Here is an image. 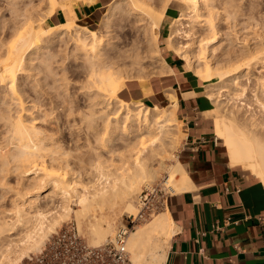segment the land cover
Masks as SVG:
<instances>
[{
  "label": "bare ground",
  "instance_id": "1",
  "mask_svg": "<svg viewBox=\"0 0 264 264\" xmlns=\"http://www.w3.org/2000/svg\"><path fill=\"white\" fill-rule=\"evenodd\" d=\"M34 1L38 3L42 0ZM76 1L46 0L47 6L43 4L47 10L43 9L44 5L40 7L41 10L46 11L44 13L42 11L43 14L36 20L32 19L37 12L36 10L33 11L34 14L32 13L35 5L33 0H3L4 4L0 5V16L2 13L9 14L7 21H0V36L8 35L10 38L9 41L0 40V49H2L0 87H4L3 91L0 90L2 91L0 94V264H19L31 251L38 250L44 239L62 222L70 218H74L80 231L88 232L91 245L97 246L107 239H112L117 216L122 213L136 215L137 206L134 199L140 186L154 181L160 171H165L163 180L171 193L192 188L181 162L177 159L171 161V151L176 148L181 132V124L176 115L178 100L174 90L171 88L165 90L169 102L163 107L156 104L146 105L139 100H125L119 95L128 80H136L140 83L142 92L149 95L151 91L147 84L149 78L171 74V66L161 55L163 49L161 42L164 43V49H172L185 62L186 69L203 82V87L207 89L209 87L210 91L209 89L208 92L206 91L205 98L215 104V107L210 110L212 132L225 149L229 164L246 169L250 175L264 183V70L262 72L261 69L253 77L250 74V70L258 59L261 60L259 63L264 68V57L257 54L262 48L244 52L241 56L237 53L238 60L234 62L235 58H233V63L227 65L224 64L225 61L220 64V59L219 63L217 60L215 62L208 59L209 53L216 50L215 44L220 36L214 21L216 0H178L181 5L179 14L171 17L169 29L162 40L159 36V28L162 19L166 16L170 0H163L159 9L157 5H155L157 9L153 7L152 0L151 2L149 0H112L106 11L102 13L98 29L76 23L77 17L73 6ZM81 1L91 5L97 0ZM237 1L219 2L224 4L225 11L230 12L231 9L232 12V9L237 7L236 10L239 9ZM37 6L35 9H38ZM57 8L62 10L64 21L56 25L43 26V22L51 17ZM115 12L122 13L123 16L120 14L115 18L113 16ZM37 13L40 14L41 11ZM125 14L134 17L132 21L134 24L137 22L138 25H136L143 37L140 39L141 41L143 39L146 45L141 47L146 48V55L148 54L157 64L156 71L148 77L141 75L140 72L143 70H140V74L138 71L131 72L140 68L139 52L142 51L138 52L133 48L125 49L128 47H122L125 49L123 50L120 45L112 44L115 35L111 33L112 28L126 22L125 19H121L125 17ZM118 17L122 22L115 20L119 19ZM112 21L120 23L114 25ZM195 22H201L200 25L205 27L206 34H196L197 30L193 29ZM136 30L135 32H138ZM190 34L194 37L189 43H178L175 39L179 36H190ZM58 42L64 44V48L51 51L50 46ZM103 45L106 46L105 50ZM68 46H72L68 49V54H81L82 62L88 70L87 77L84 75L85 82L83 83V79L77 84L79 85L78 93L86 91L85 93L89 94L87 98L94 100L90 101V104L100 106V110L97 109L96 112L83 111L85 110L83 108L82 116L80 120L78 119L80 126L77 127L81 128L85 125L97 133L99 150L96 151L90 166L74 170L75 172L67 169L71 164L68 165L66 152L62 149L66 143L61 146V139L59 140L55 135L59 125L57 129L54 128V124V127L52 126L54 120L51 121V117L57 106L52 107L51 102H46L50 106L47 108L43 99L38 101L41 98L38 95L39 99H37L35 92H39L42 97L46 91L42 90L46 83L44 84L43 80L42 88L41 82L32 77L35 73H31L38 60L43 72L52 73L54 76L52 63L56 56H59V52L66 53L65 49ZM129 46L131 47V43ZM227 51H229L228 48ZM224 52H222L223 55ZM36 54L39 55L35 57ZM227 54L230 53L227 52ZM66 69L65 67L64 71ZM20 74L24 75L25 79L32 80L30 89L34 91L33 97L30 96L31 94H26L28 89L22 86L24 84L18 83L19 79L24 77H20ZM60 76H63L60 78L61 82L55 86L59 85L65 95L69 92L67 91L69 83L65 80L66 74ZM250 79L254 83L252 89L247 85L251 83ZM50 80L48 83L51 82ZM61 88H59L60 92ZM39 90H42L41 93ZM249 91L252 103H255L263 115L262 119L256 117L259 112L255 115L256 111L245 99ZM68 100L66 98L61 100L59 107L55 108H60L67 120L72 117L73 111L77 109L78 112L76 105L80 102L75 100L78 103H74L73 100V104H76L73 108L70 106L72 102L67 105ZM53 104L55 105V99ZM10 105H14L15 112H10ZM80 105L83 106L82 103ZM242 109L245 114L241 116L239 113ZM77 112L76 114H81V110ZM60 114L59 118L62 117ZM76 114L73 117L76 118ZM54 118L56 119L55 116ZM96 118H100L99 123L94 121ZM72 125L75 126L73 123ZM77 127L74 128L79 129ZM61 130L59 128V131ZM106 135L108 136L105 137ZM146 141L149 144L148 148L141 146ZM109 145L111 147L107 149ZM102 152H108L109 156L105 157ZM115 155L118 163H113ZM82 173L89 175L90 179L84 182ZM12 175L16 178V185H10L12 180L9 182L8 178ZM71 204L77 207H72ZM173 231V222L166 208L155 212L148 220L136 225L127 236V250L132 263L163 264L166 243Z\"/></svg>",
  "mask_w": 264,
  "mask_h": 264
},
{
  "label": "crops",
  "instance_id": "2",
  "mask_svg": "<svg viewBox=\"0 0 264 264\" xmlns=\"http://www.w3.org/2000/svg\"><path fill=\"white\" fill-rule=\"evenodd\" d=\"M60 18L56 12L48 20ZM165 59L171 74L148 81L149 95L141 87L135 95L157 105L169 102L164 90L173 89L176 111L186 126L175 157L192 188L168 195L161 209H167L174 226L163 264H264V183L229 164L204 116L211 102L197 93L194 78L179 70L170 56Z\"/></svg>",
  "mask_w": 264,
  "mask_h": 264
},
{
  "label": "rangeland",
  "instance_id": "3",
  "mask_svg": "<svg viewBox=\"0 0 264 264\" xmlns=\"http://www.w3.org/2000/svg\"><path fill=\"white\" fill-rule=\"evenodd\" d=\"M1 2H0V5H2V4H4V2H3V0H0ZM43 1V2H42ZM42 1H38V3L40 4V6H39V4L38 3H36L37 1H34L33 0V5H34V9L32 10V13L34 14V12L37 10V12H39V11H41V13L40 14H38L37 12H35V14L34 15H36V16H32L33 18V20H36L37 18H39L40 17V15H42L47 9V4L45 3L46 2V0H42ZM110 1H112V0H97L94 4H91V5H87V4H85V3H83L81 0H77L75 3H73V6H74V9H75V12H76V23H78V24H80V25H85V26H87V27H89V28H92V29H98L99 28V22H100V19H101V17H102V13L104 12V11H106V9L108 8V4L110 3ZM124 1H126V0H124ZM124 1H122V2H124ZM150 2H151V0H149ZM222 2V0H216L215 1V6H216V16H215V24H216V27L219 29V34H220V36H219V40H218V42L215 44L216 45V47H215V51L214 52H212L211 54L209 53V56H208V59L210 58V61H215L216 62V60L218 61V63L220 62V64H223L224 63V61H225V65H227V64H229V63H233V61L234 62H236V60H238V56H237V53H238V55L239 56H241L244 52L246 53V52H248V51H250V50H252V51H254V50H260L261 48V50H260V52H261V54H260V52L259 53H257L259 56H261V57H264V52H262V50L264 51V0H236L237 2H239V3H237L236 2V4H238L237 6H239V9L238 10H236L237 8H235V9H232L233 11L231 12V9H230V12H229V10L228 11H225L224 9H223V5H222V3H220V2ZM217 2V3H216ZM43 3H45V5L43 4ZM78 3V4H77ZM156 3V4H155ZM162 3H163V0H152V2H151V4H153V7H155L156 9H157V7H158V9L161 7L160 5H162ZM218 3H220V4H218ZM42 4V5H41ZM218 4V5H217ZM39 7H38V6ZM44 5V6H43ZM155 5H157V7L155 6ZM222 5V6H221ZM35 6H37V8L38 9H35L36 7ZM43 6V9H46L45 11L44 10H41V8L40 7H42ZM91 6V7H90ZM160 6V7H159ZM168 6H172L175 10L174 11H172V12H170L168 9L166 10V16L162 19V21H161V24H160V28H159V36H160V39L162 40V38L167 34V30L169 29V23H170V21H171V17H174V16H177L178 14H179V10H180V3H179V1L178 0H170V4L168 5ZM221 6V7H220ZM220 7V8H219ZM91 9V10H90ZM39 10V11H38ZM34 11V12H33ZM42 11H43V13H42ZM91 11V12H90ZM1 12V11H0ZM58 13V14H60V16H61V18L59 19V20H57V22H50L48 19H46L44 22H43V26H47V25H56V24H58V23H61V22H63L64 21V19H65V17H64V14H63V12H62V10H60L59 8H57L56 9V11H55V13ZM225 12V13H224ZM7 13H5L4 15H3V13H2V16H0V21H7L8 20V18H9V14H7ZM33 14H31V15H33ZM98 14V15H97ZM122 15V13H117V12H115V15H113V16H115V18H116V16H119V15ZM219 14V15H218ZM6 15V16H5ZM97 15V16H96ZM112 16V17H113ZM123 16V15H122ZM122 16H120V17H122ZM2 17V18H1ZM4 17V18H3ZM127 17H129V18H126ZM125 17H122L121 19L123 20V19H125V23H123L121 20H120V18L119 19H115V20H120V22H122V23H120V22H116L115 21V23H114V21H112V23L114 24V25H116V23L118 24V23H120V26L118 25H116V26H114L113 24V28H112V34L114 35V37H113V39H114V42L112 43L113 45H115L116 46V44L117 45H120V47L122 48H124V47H128V48H125V49H128V50H132V48L133 49H137L138 50V52L139 51H142L141 53L139 52V57H140V59L141 60H139L140 61V68L137 70H131V72H136L137 73V71H138V74H140L141 73V75L143 76V77H148L151 73H154L155 71H156V69H157V64H156V62H154V59L152 60V58H150L149 56H148V54L146 55V53L147 52H145V51H147L146 50V48H143V47H141V46H144V47H146V45H145V43H143L144 42V40L142 39V41H141V39L140 38H143L142 37V35H141V32H140V30L138 29L139 27L137 26L138 24H137V22H135V24L133 23V21H134V17H132V16H126V14H125ZM79 19V20H78ZM99 19V20H98ZM112 20H114V17L112 18ZM128 20V21H127ZM133 20V21H132ZM79 21V22H78ZM167 21H169V22H167ZM1 22V23H2ZM96 22V23H95ZM131 25H130V24ZM199 23V24H198ZM200 23L201 22H195L194 23V30L196 31V34H206V32H205V27L204 26H201L200 25ZM124 24V25H123ZM137 24V25H136ZM124 27H123V26ZM133 26H137L136 28L135 27H133ZM127 28V29H126ZM136 29H138V30H136ZM204 29V30H203ZM133 30V31H132ZM135 30L136 31H138L139 32V35H138V32H135ZM131 31V32H130ZM115 32V33H114ZM137 34V36H136V34ZM117 35V36H116ZM132 38H131V37ZM140 36V37H139ZM9 36L7 35H2V36H0V40L1 41H9L10 40V38H8ZM188 37V38H187ZM194 37V35H192V34H190V36H179V38L178 37H176L175 39H176V41L178 42V43H185V42H190L192 39L191 38H193ZM231 37V38H230ZM4 38V39H3ZM5 38H8L7 40H5ZM134 38V40H132ZM132 40V41H131ZM139 40V41H138ZM230 40V41H229ZM113 41V40H112ZM131 41V42H130ZM134 41H135V43H134ZM139 42V43H141L142 42V44H139V43H137V42ZM180 41V42H179ZM60 42H58V43H55V44H53L52 46H50V49H51V51L53 50V51H55V50H60V49H63L64 48V44H59ZM130 43H131V47L129 46L130 45ZM233 43V44H232ZM63 45V46H62ZM136 45H140V46H136ZM214 45V46H215ZM231 45V46H230ZM161 46H162V51H161V55L163 56V57H167V56H170V58H172L174 61H175V64L176 65H178V67H179V70H182V71H184V73L185 74H187V75H189L191 78H194L196 81H197V85H198V91H197V93L202 97V98H204V99H206L205 98V95H206V91L208 92V89H209V87H208V89H207V87L205 88V87H203V82L197 77V76H195L194 74H193V72H191V71H189V70H187L186 69V66L184 65L185 64V62L183 61V60H181L175 53H174V51L172 50V49H164V43L163 42H161ZM235 46V47H234ZM55 47V48H54ZM69 47V48H68ZM67 47V49H65V50H67L66 51V53L65 52H59V56H56V58L54 59L55 61L52 63V68H53V74H54V76L52 75V73H45V71L43 72V70L39 67L40 65H39V63H38V60L37 59H35V61L37 60V63H36V66H35V68L32 70V74H34V76H32L33 78H35V79H38L39 80V83H40V85L42 84L43 85V83L47 86H45L44 87V85L42 86V88L44 87V89H42V90H46L44 93L47 95V97H46V95L45 94H42L43 96V98L41 97V95L39 94V92H35V94H34V91L32 90V89H30V84H31V82H32V80L31 81H29V78H28V80L27 79H25V76L24 75H21L20 74V77H23V78H20L19 79V81H18V83H20L21 85L22 84H24V85H22V86H24V87H27L26 89H28L27 90V92H26V94L27 95H29V94H31L30 96L31 97H33V94L35 95V96H37V99H39V98H41V99H39L38 101H40V100H42L44 103H46V102H48V103H50L51 102V104H50V106H57V107H59V103L60 102H62L63 100H65V98H66V100H68V99H70V101L68 100V104L67 105H69L71 102V105L70 106H72L73 107V105H76V104H73V100L75 101V100H77V101H80L82 104H83V106L82 105H80L81 103L79 102H74V103H78L76 106H78L77 108H78V112H79V110H81V114L80 113H78L77 112V109L75 110V111H73L72 113V117L73 116H75L74 114H76V112L78 113V114H76L77 116H76V118L75 117H73L74 118V122H73V119H72V117H69V119L67 120L66 119V117H65V115L63 116V111H61L60 110V108H58V109H55V108H57V107H55L54 108V112H53V115H52V117H51V121H53L52 122V126H53V124H54V128L55 129H57L56 130V133H55V135H56V137H58L59 138V140H60V144H61V146L62 145H64L65 143L67 144H65L64 146H62V149H63V151H65L66 153V155H65V157H66V160H68L67 161V163H68V165H69V163L72 165H69V166H67V167H69V168H67L68 170L70 169L71 171L70 172H75L76 170H78L79 168H81L82 169V167H88V166H90V163L91 162H93V160H94V158H95V154H96V151H98L99 150V142H98V140L96 139V132H94V130L92 129V128H87L85 125H82L81 126V128L80 127H77V126H80V116H82V113H83V111H91V112H93V111H98V110H100L99 109V107L100 106H96L95 104H90L91 102H93L94 100H92L91 98L89 99V98H87V97H89V94L88 93H85V92H80V93H78V90H79V85H77V84H79L83 79V83L85 82V80H86V77H87V74H88V70H87V68H86V65H85V63H83L82 62V58H81V54H76V55H73V54H68V49H70L72 46H68ZM120 47H116L117 49H120ZM138 47V48H137ZM103 48H104V50H105V48H106V46L105 45H103ZM122 48V49H123ZM131 48V49H130ZM141 48H143V49H141ZM225 48H226V50H225ZM227 48H228V50L229 51H227ZM230 48H231V50L232 49H234L233 51H231L230 50ZM237 48V49H236ZM121 49V50H122ZM125 49H123V50H125ZM1 50L2 49H0V54H1ZM144 50V51H143ZM225 51V52H224ZM233 52L232 54H231V52ZM238 51V52H237ZM3 52V51H2ZM222 52H224V55L222 54ZM227 52L228 53H230L231 54V56H230V54H227ZM236 52V53H235ZM65 53V54H64ZM144 53V54H143ZM263 53V54H262ZM63 54V55H62ZM217 54V55H216ZM219 54H220V56H219ZM39 54H36L35 55V57L36 56H38ZM62 55V56H61ZM66 55V56H65ZM72 55V56H71ZM77 55H79V56H77ZM222 55V56H221ZM226 55V56H225ZM61 56V57H60ZM75 56V57H74ZM145 56V57H144ZM213 56H214V58H213ZM229 56V57H228ZM65 58V59H63V58ZM69 57V58H68ZM80 57V58H79ZM142 57V58H141ZM233 58H235V60L233 59ZM79 59V60H78ZM146 59V60H145ZM219 59H220V61H219ZM223 59V60H222ZM232 59H233V61H232ZM62 60V61H61ZM81 60V61H80ZM150 60V61H149ZM58 61V62H57ZM60 61V62H59ZM128 61V60H127ZM149 61V62H148ZM261 60H257L256 61V63L254 64V66L252 67V69L250 70V74H251V77H253V76H255L256 74H258L259 72H260V70L263 72V70H264V68L261 66V63H259ZM63 62V63H62ZM77 62H79L78 64H77ZM129 62V61H128ZM127 62V63H128ZM153 62H154V64H153ZM56 63V64H55ZM60 64V65H58V64ZM142 63V64H141ZM198 63V62H197ZM54 64V65H53ZM146 64H149V65H146ZM263 64V63H262ZM56 65V66H55ZM58 65V66H57ZM62 65V66H61ZM78 65V66H77ZM142 65H144V66H142ZM64 66V67H63ZM147 66V67H146ZM37 67V68H36ZM39 67V68H38ZM65 67L67 68L65 71H64V69H65ZM82 68V69H81ZM127 68H129V66H127ZM142 68V69H141ZM155 68V69H154ZM59 69V70H58ZM86 69V70H85ZM140 70H143L142 72H140ZM149 71V72H147V71ZM60 71V72H59ZM62 71V72H61ZM80 71V72H79ZM81 71L83 72V73H81ZM36 72H39V73H36ZM58 72V73H57ZM86 72H87V74H86ZM140 72V73H139ZM45 73V74H44ZM70 73V74H69ZM242 73H244V71L242 72ZM64 74V76H65V74H66V78H65V80L69 83V89L67 90V91H69V92H67V93H65V95H63L64 94V90L58 85V86H55V85H57L58 83H60L61 82V77H63V76H60V75H63ZM255 74V75H254ZM39 75V76H38ZM48 75H49V77H48ZM56 75H57V77H56ZM68 75V76H67ZM86 77H85V76ZM44 76H45V78H44ZM50 76H52V77H50ZM36 77H38V78H36ZM84 77V78H83ZM158 76H152L151 78H149V80L148 81H150V82H152V80L153 79H155V78H157ZM48 78H51V85H50V83H48ZM56 78H57V80H56ZM60 79V80H59ZM25 80V81H24ZM43 80H44V82H43ZM251 80V83H252V79H250ZM47 81V82H46ZM22 82H24V83H22ZM43 82V83H42ZM77 82V83H76ZM79 82V83H78ZM243 82H245V80L243 81ZM26 83V84H25ZM76 83V84H75ZM247 84L248 86H249V88L250 89H252V88H254V83H252V84ZM82 84V83H81ZM51 87H50V86ZM77 85V86H76ZM74 86V87H73ZM54 88H56V89H54ZM58 88V89H57ZM59 88H61V92H60V89ZM76 88H77V90H76ZM138 88H140V83H138L136 80H128L127 82H126V85H125V88H124V91H122V92H120V96L123 98V99H125V100H138L137 98H135V95H136V90L138 89ZM215 89H216V87H214ZM214 88H212V89H214ZM3 89H4V87H0V90H2L3 91ZM48 89V90H47ZM207 89V90H206ZM42 90H39L40 91V93H41V91ZM49 90H50V92H49ZM56 90V91H55ZM2 91H0V94L2 93ZM209 91H210V89H209ZM47 92V93H46ZM53 94H52V93ZM55 92V93H54ZM59 92V93H58ZM33 93V94H32ZM56 93H58V94H60V95H62V97L60 96V95H58V94H56ZM62 93V94H61ZM69 93V94H68ZM90 94L92 93V92H89ZM55 94V95H54ZM72 94V95H71ZM38 95H39V98H38ZM50 95V97H48ZM53 95V96H52ZM67 95H69V96H67ZM74 98H70L71 96ZM87 95V96H86ZM164 95H165V90H164ZM67 96V97H66ZM129 96H130V98H129ZM166 96V95H165ZM250 96V91L248 92V95H247V98H245V99H247L246 101L248 102V103H250L251 105H252V108H253V110L254 111H256L255 112V115H256V113L257 112H259V113H257V115H256V117H261V119L263 118V115H262V113L258 110V108H257V106L255 105V103H252V101H251V97H249ZM51 97H53L54 99H55V105L53 104L54 103V99L52 98L51 99ZM59 97V98H58ZM69 97V98H68ZM77 97V98H76ZM48 98H50V99H48ZM44 99H45V101H44ZM62 101H61V100ZM73 99V100H72ZM47 100V101H46ZM86 100V101H85ZM207 100V99H206ZM53 101V102H52ZM56 101L58 102V103H56ZM91 101V102H90ZM139 101H142V100H139ZM223 101H225V100H223ZM42 102V103H43ZM85 102V103H84ZM89 102V103H88ZM144 104H146V105H152V104H149V103H147V102H145V101H142ZM48 103H46L47 104V108H49L50 106H48L49 104ZM88 104V105H87ZM168 104V102L166 101V102H162V104H157L158 106H160V107H163V106H165V105H167ZM229 104V103H228ZM45 105V104H44ZM84 105H85V107H84ZM90 105V106H89ZM215 104L214 103H212L211 102V105H210V108L211 109H213L215 106H214ZM13 107V108H12ZM45 107H46V105H45ZM81 107V108H80ZM229 107H230V104H229ZM74 108V107H73ZM83 108H85V110L83 109ZM82 109H83V111H82ZM87 109V110H86ZM95 109V110H94ZM98 109V110H97ZM59 111V112H58ZM10 112L11 113H13V112H15V107H14V105H10ZM60 112H61V114H60ZM243 112V113H242ZM58 113V114H57ZM241 113V114H240ZM240 113H239V115H244L245 114V112H244V110L242 109L241 111H240ZM34 114H36L35 112H34ZM56 114H57V116H56ZM59 114H60V117L61 118H59ZM50 115V116H51ZM176 115H177V119L180 121V124H181V126H180V134H179V142H178V144H177V146H176V148L174 149V150H172L171 151V154H172V159H171V161L172 160H175L176 159V157H175V154H176V151L178 150V148H179V146H180V139H181V137L183 136V132H184V130H185V128H186V126H185V124L183 123V121L181 120V117H180V113H179V111H176ZM54 116L56 117V119H57V121H56V119L54 118ZM210 122H211V119H212V116H211V114H210V110L208 111V112H206L205 113V115H204ZM65 117V118H64ZM59 119H61V120H59ZM66 119V120H65ZM77 119V120H76ZM79 119V120H78ZM260 119V118H259ZM77 122H76V121ZM57 123H56V122ZM65 121V122H64ZM69 121H71V122H69ZM95 122H97V123H99L100 122V118H96L95 120H94ZM93 121V122H94ZM64 122V124L62 125V123ZM76 122V123H75ZM94 122V123H95ZM57 125H56V124ZM68 123V124H67ZM70 123V124H69ZM72 123L75 125V126H73L72 125ZM78 123V124H77ZM77 124V125H76ZM184 124V125H183ZM59 125V126H58ZM60 125H62L61 127H60ZM68 125V126H67ZM58 126V127H57ZM65 126V127H64ZM67 126V127H66ZM70 126V127H69ZM57 127V128H56ZM72 127V128H71ZM74 127H77V128H79V129H75ZM211 127H212V125H211ZM59 128H60V130L63 128V130H61V131H59ZM66 128V129H65ZM71 128V129H70ZM86 129V130H85ZM67 130H68V132H67ZM71 130H73V131H71ZM93 130V131H92ZM63 131V132H62ZM211 131H212V129H211ZM58 133V134H57ZM61 133V134H60ZM64 133V134H63ZM181 133H183V134H181ZM61 135H62V137H61ZM68 136L69 137V139H68V137H66V136ZM70 136H71V138H70ZM108 135H106L105 137H107ZM74 138V140H72ZM78 138H79V140H78ZM63 139H66L67 140V142H66V140H63ZM78 143H77V142ZM70 142V143H69ZM148 143V141H146V142H144L141 146L142 147H146V148H148V146H149V144H147ZM69 144V145H68ZM80 145V147L78 146V145ZM71 145V146H70ZM119 145H120V143H119ZM118 145V146H119ZM69 146V147H68ZM73 146V147H72ZM75 146V147H74ZM83 146V147H82ZM72 147V148H71ZM79 147V148H78ZM82 147V148H81ZM110 147H111V145H109L108 146V148L107 149H110ZM64 148H66L65 150H64ZM96 148H98V149H96ZM68 149V150H67ZM70 149V150H69ZM72 149V150H71ZM79 149V150H78ZM82 149V150H81ZM90 149V150H89ZM67 150V151H66ZM71 151V152H70ZM85 152V153H81V152ZM89 151V152H88ZM146 151V150H145ZM144 152V151H143ZM104 153V155H105V157H108L109 156V153L108 152H102V154ZM115 153H117V152H115ZM145 153V152H144ZM86 154V155H85ZM71 155H72V157H74V159H72V157H71ZM74 155V156H73ZM92 155H93V157H92ZM78 158H77V157ZM81 157V158H80ZM89 158V159H88ZM92 158V159H91ZM115 159V161L113 162V163H118V160H117V157H116V155H115V157H114ZM70 160V161H69ZM80 160V161H79ZM87 160V161H86ZM74 161V162H73ZM85 164H84V163ZM74 163H75V165H74ZM168 163V162H167ZM74 166V167H73ZM73 169V170H72ZM75 170V171H74ZM165 171H160L159 172V175H158V177L155 179V180H160L161 178H163L164 176H165ZM81 177H82V180H84V182L85 181H87L88 179H90L89 177V175H87L86 173H82V175H81ZM14 178V179H13ZM8 180H9V182H10V180H12L11 182H10V185H16V178H15V176H10L9 178H8ZM154 180V181H155ZM14 182V183H13ZM13 183V184H12ZM142 186V185H141ZM141 186H140V188H141ZM135 200V199H134ZM5 203V202H4ZM6 206H8V204H6ZM71 206L72 207H77V206H75V205H72L71 204ZM127 214L126 213H122L121 215H119V216H117V219H116V225H115V231L117 230V228L123 223V220L125 219V216H126ZM148 220V219H147ZM70 222H73L74 223V225L76 226V229H77V231H78V233H79V235L80 236H82L84 239H85V241L88 243V244H90V235L88 234V232L86 231V230H83V231H80L79 229H78V226H77V223H76V221L74 220V218H70V219H68V220H66L65 222H62L55 230H54V232L56 231V230H58L60 227H62V226H64L65 224H67V223H70ZM144 221H141V222H138L136 225H139V224H141V223H143ZM135 228V227H134ZM53 233V232H52ZM52 233H50L48 236H47V238L52 234ZM114 234H115V232H114ZM47 238H45L44 239V241L40 244V246L42 247L43 246V244H44V242L47 240ZM110 238V237H109ZM107 240H109V239H107ZM105 242V241H104ZM103 243V242H102ZM91 245V244H90ZM41 247H39V249L38 250H34V251H31L29 254H28V256L27 257H24L21 261H20V263L19 264H25L26 262H27V258L29 257V256H31V255H33V254H35V253H37L40 249H41ZM128 251V250H127ZM129 257H130V255H129Z\"/></svg>",
  "mask_w": 264,
  "mask_h": 264
},
{
  "label": "built area",
  "instance_id": "4",
  "mask_svg": "<svg viewBox=\"0 0 264 264\" xmlns=\"http://www.w3.org/2000/svg\"><path fill=\"white\" fill-rule=\"evenodd\" d=\"M163 179L141 186L135 199L136 215H126L112 239L97 246L90 245L70 222L53 232L25 264H134L127 251L128 233L138 222L145 221L164 207L171 192Z\"/></svg>",
  "mask_w": 264,
  "mask_h": 264
}]
</instances>
